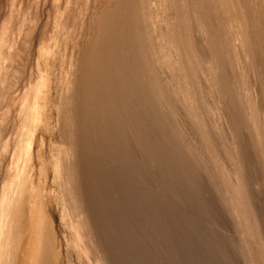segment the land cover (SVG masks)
Wrapping results in <instances>:
<instances>
[{
    "label": "bare ground",
    "instance_id": "obj_1",
    "mask_svg": "<svg viewBox=\"0 0 264 264\" xmlns=\"http://www.w3.org/2000/svg\"><path fill=\"white\" fill-rule=\"evenodd\" d=\"M104 1L89 11L86 37L83 35L85 39L71 59L65 82L57 87V102L51 106L55 112L53 114H56L54 129H57L59 139L58 162H51L53 150L51 147L46 148L44 144L49 127L47 114L51 110L46 95L41 98L44 87L43 73L39 74L35 81L31 78L29 80L32 70L29 68L30 74L26 79L29 80L28 84H25L26 80H21L23 83H20L27 87L23 92L16 89L20 82L17 79L19 69L21 66L24 68L28 62H22L21 46L30 47L24 41L30 42L34 31L28 30L31 32L29 40L26 38L23 41L24 37L21 38V45L19 37L10 38V35L5 34L6 25V28L2 27L3 30L0 31V95L3 101H0V106L4 104L8 94H14L15 90L22 92L20 96L16 95V99L20 101L16 115L13 114L14 110L11 112L13 115L9 114L15 115L19 124L12 129L10 124L9 129L0 126V264H68L65 258L69 252L51 212L54 203L52 187L57 183L62 187L60 190L65 206L83 231L84 247L90 242L92 254L97 255L93 257L98 258L99 264H105L107 254L103 251L100 240L95 237V227L103 229L111 225L112 228L113 220H116L117 216L113 213L115 218L109 222L110 218L101 214L103 206L107 209L109 204L115 201L109 203L111 198H108V191L106 197L109 200L101 198L103 203L106 201L108 204H101L99 209L98 202H101L98 196L102 194H95L99 189L97 178L106 177L107 181V178L114 176L115 169L123 167L126 174L120 180H113L116 183L120 181L117 184L122 189L123 184L129 183L127 171L131 167L130 158L136 154L139 155V162L133 161L145 167L143 172L146 169L149 172L150 167L147 165H152L151 160L155 161L154 169V164L160 168L154 172L150 171L153 172L155 181L165 177L168 183L166 185L176 181L183 190L189 180V185L198 189H203L208 182L209 186L213 184L214 194L219 193V198L224 197L221 205L233 210L237 216L236 226L240 227L233 230H239L252 239L259 238V242L252 243L255 247L251 243L246 244L252 256L249 260L251 259L252 264H264V221L260 222L262 215L259 218L256 210L261 204L255 207L254 203L264 198V195L259 194L256 201L253 199L254 195L252 196L254 186L264 191V0ZM69 2L71 0H66L67 5ZM87 6L88 4L86 8ZM20 7L19 5L18 9H21ZM29 8L31 10V7ZM20 11H17L18 14ZM12 12L7 14L19 16L15 11L14 14ZM25 16L18 17L19 20L22 19L21 24L27 23L23 18L27 19L28 14ZM6 17L5 19H8V16ZM31 25H28L29 28ZM11 28L9 27V30ZM23 28L28 27L24 24ZM26 29L22 33L28 37ZM32 30H35L34 27ZM5 35L9 38L6 39ZM4 46H8L12 51L3 52ZM73 48L75 49L74 46ZM22 50L23 53L30 51H26L25 47H22ZM17 57H21L22 64ZM13 59L9 66L15 64V60L21 65L18 70L14 69L18 68V64L12 67L11 72L18 71L16 75L10 72L11 68L8 71V62ZM35 59L37 61L36 57ZM34 65L37 66L36 63ZM14 76L17 80L13 78V81ZM31 76L33 79L37 77L36 74ZM156 105L164 110L163 114L156 109ZM6 108L9 113L10 110ZM6 112L3 111L2 114ZM2 114L0 115L3 118ZM184 117L188 118V121H185ZM152 122L157 123V131L147 133V129L150 131L149 126L154 125ZM244 130H247L248 138L250 136L253 148L250 153H255L252 156L257 159L256 167H259V170L252 168V172L246 171L247 165L251 163L247 155L251 154H245L247 158L244 156L246 150H249L246 145L250 142L244 137ZM221 137L224 138L220 143L218 139ZM173 142L176 143L175 148L171 147ZM181 152L190 153L202 164L193 166L187 163ZM205 154L210 157L208 160H216L217 168H220L225 190L230 192L227 199L226 195H221V188L214 186L218 178L216 176L215 179L212 171L215 169L205 170L207 173L200 170L203 175L207 174L208 179L204 178L206 181L192 179L198 169L207 168L208 161H203ZM195 160L194 163H197ZM207 164H211L210 161ZM137 173L139 172L136 171L135 176H140ZM118 175L120 176L119 173ZM164 181L162 184H165ZM101 186L108 188L104 187V184ZM133 187L132 190L135 189ZM100 189L99 193H102ZM113 190L112 195L115 192ZM130 192L133 194V191ZM127 194L122 195L125 196L124 201L132 195ZM136 196L135 203L141 199L137 200ZM116 199L119 201V197ZM129 199L132 200L130 197ZM154 200L153 202H157L160 199ZM262 201L264 203L263 199ZM159 202L163 203V199ZM121 203L123 207L124 204ZM125 206L123 210L127 208ZM117 208L118 211L115 209L114 212L119 214L120 207ZM153 209H156V206ZM120 216L119 214L118 220H121ZM123 220L127 226L125 220L128 219ZM123 220L119 221V224L124 223ZM228 220L232 221L230 218ZM123 230L124 227L122 232L118 229L117 236L120 238L121 235L118 234L124 235ZM124 231H127L128 237L125 238L128 239L129 231ZM107 232L104 230L103 234ZM113 234L109 235L113 237ZM125 238L123 236L122 239L126 240ZM124 240H121L122 243ZM236 242L240 244L238 240ZM126 246L121 247L127 250ZM119 247L117 249L121 248ZM106 248L111 249L113 246L108 245ZM122 252L119 253L124 255ZM115 253L113 255H116ZM247 255L249 257V254ZM120 257L123 260L125 258ZM247 262L249 264L250 261ZM122 263L121 260L120 264Z\"/></svg>",
    "mask_w": 264,
    "mask_h": 264
},
{
    "label": "rangeland",
    "instance_id": "obj_2",
    "mask_svg": "<svg viewBox=\"0 0 264 264\" xmlns=\"http://www.w3.org/2000/svg\"><path fill=\"white\" fill-rule=\"evenodd\" d=\"M44 1H46V3ZM104 2H105L104 0H99V1L98 0H95V1L94 0H71V2H69L67 5L66 0H0V26L2 24V26L0 27V31H2L3 28H6V26H7V28H6L7 31L5 34H7L8 36L10 35L9 36L10 38H13V37L18 38L19 37L20 39L19 38L18 39L20 41L19 40L18 41H19L20 45L22 44V43H20V42H22L21 38L24 37L23 41L26 40V38L29 40V33L34 31V32H32V34L30 36V38H31L30 42H27V40L24 41V43L25 44L27 43V45L30 47L26 48L27 47L26 45L21 46L22 52H21L20 56L26 57L28 59H25L22 57V60H23L22 61L21 57L20 58L17 57L18 60L20 62L22 61L24 64L28 61L27 64H25V65L23 64L25 66L24 67L25 69L23 68V66L19 65L20 63L17 62L16 60L14 62L15 64H11L9 66V63L10 62L13 63L14 59H16V58H14L13 60L8 62V71L11 68L10 69V72H11V70H13L12 67H15L16 64H18V65H16V67H18V68H14V69L18 70L19 66H21L22 68L19 70L21 72H23L25 70V72H23L22 75L20 74L21 73L20 71L19 72L15 71V73H14V71L11 72L12 74L14 73V75H16L18 72L17 77H19V78H17V79L20 82L18 85L19 88L17 87L16 89H18L22 92L27 87V85H25V84L26 83L28 84L30 78L35 81L38 78L39 74L43 73L44 87H43V91L41 93V98H43V96L46 95L47 101H49V107H50L49 110H51L47 114V120H48V126L49 127L47 130L48 132L45 134V137H44V144L47 146L46 148L51 147L53 150L52 151L53 157H51L52 159L50 158L51 162H58V160L60 159V153L57 149L59 139L57 137L58 136L57 135V129L56 130L54 129V128H56V125H55L56 114H53L55 112L51 108V106L53 107L54 103L56 104V102H57L56 101V99H57V97H56L57 96V94H56L57 87H58V85L60 87L65 82L67 71L69 69L71 59L74 58V56L76 55V53L78 51L79 44L83 43V41L86 37L85 35L87 34V29H88L87 19H88V16L90 15L89 11L91 12V10H93V9H91V8H94L93 6L98 5V4H102ZM12 3H14V4H12ZM20 3H22V4H20ZM87 4H88V6L86 8ZM19 5L21 6L20 8L22 9V11H20L21 9H18ZM22 5L24 6V8ZM29 7H31V10H29L30 9ZM23 9L24 10L26 9L27 12L23 11ZM12 10H13V12L15 11V13H17V14H18L17 11H20L18 14L19 18L21 16L24 17L26 14H28L27 19L23 18V20H25L27 23L22 22V24H21L22 19L19 20L18 17L16 16V14L15 15L7 14V13H11ZM9 11H11V12H9ZM29 14H31L30 18H29ZM6 16H8V19H5V18H7ZM12 17L15 20H13ZM81 17L84 18V19L82 18L84 23L82 22ZM30 19L32 20V25H33L35 30H32L33 27L31 25ZM63 19H64V21H63ZM8 20H9V24H8ZM79 20H81L80 22H82V23H80ZM17 22L19 24H17ZM28 22L31 25V27H30L31 29L28 26L29 25ZM10 23H12V25ZM24 24H26V26L28 27L27 29L25 28L27 30L26 33H27L28 37H26V35L23 34L24 30H25L23 28ZM34 24L36 26H34ZM81 25H82V27H81ZM9 27H12L10 29L11 31L9 30ZM18 28L19 29L21 28L19 30V32L21 31L20 33L17 31ZM15 29H16V32H15ZM28 30H31V32H28ZM78 30H79V32H78ZM22 31H23V33H22ZM1 34L2 33L0 32V36H1ZM7 35H5L6 39L9 38V37L7 38ZM41 37H43V38H41ZM37 42H39V43H37ZM29 44H31V45H29ZM73 46L75 47V49L73 48ZM4 47H2L3 52L9 53L8 51H12V49L8 48V46L5 47L6 49ZM22 47H25L26 51L30 50V51H28L29 55L27 52L23 53ZM70 53L73 54V56ZM35 57L37 58V61H36ZM22 62H21V64H22ZM39 62H40V64H39ZM35 63L37 66L34 65ZM30 65H31V67H30ZM35 67H36V69H35ZM38 67H39V69H38ZM29 68L32 69V70H30L31 74H30ZM26 73H27V75H26ZM28 74H30L29 80H26V79H28L27 78ZM32 74H33V76H35V74H36L37 77H34V79H33V77L31 76ZM165 74H167V72ZM22 76L24 77L23 79H22ZM13 78L15 79V76L12 77V80L14 81ZM17 79H15V80H17ZM21 80L22 81L26 80V81H24L25 84L21 85L23 83ZM21 86H23V88ZM1 89L2 88H0V91H1ZM18 90H15L14 94H12V93L8 94L7 99H4V101H5L4 104L0 106V114H2L3 111L6 112V110H5L6 107H7L6 108L7 110H10L9 113L6 112L8 117H6L5 113H4L5 117H4V114H2L3 118L0 115V117L2 118V120L0 118V121H1L0 123L2 124L0 126L3 127L4 129H9L10 125H11L10 129H12L13 127H16L19 124V120L16 119L15 113H16V110H18V108L20 106V101H18L16 99L17 98L16 95L19 94V96H20V94L22 92L20 93ZM15 92H17V93L15 94ZM0 94H1V92H0ZM12 95L14 97H11ZM1 99L2 98L0 95V101L3 102ZM15 99H16V101H15ZM1 102H0V104H1ZM8 104L11 106H9ZM12 104H13V106H12ZM8 106H9V109H8ZM156 109L161 111L162 114L164 113V110L161 107H159L158 105H156ZM1 110H2V112H1ZM12 111H13V114H15L14 116H12L13 115L11 113ZM10 113L12 115H9ZM163 116L166 118L165 115H163ZM12 119L14 121V122L12 121L13 123L11 122ZM185 121H188V118ZM185 123L189 124L188 122H185ZM151 124H154V123L152 122ZM156 124L157 123L155 122V124L152 127L149 126L150 131H148V129H147L146 132L147 133L148 132L155 133L157 131ZM244 131L245 132L242 131L244 133V137L248 138L249 134H248L247 130H244ZM50 134H52V135H50ZM245 134H247V136ZM221 138L218 139V141L220 140L219 141L220 143L224 137H221ZM248 140L250 142H248ZM244 141H245V139H244ZM247 142L249 145L248 146L246 145V147L249 148V150L248 149L246 150V153H244V156L246 157L245 154H249V155L251 154L250 156L247 155L248 158L246 157L248 160H250L251 163H250V165L249 164L247 165L246 171L252 172L254 168H255V170L256 169L259 170V167H256V164L258 163L257 159L255 157H253L255 155V153L254 152L250 153V151H253L250 136L247 139ZM52 144L54 147L52 146ZM171 147L175 148L176 143L173 142L171 144ZM136 155H133L130 158V161H131L130 165H131V167H133V169L134 168L135 169L132 170V168L130 167L131 170L129 169L127 171V174H129V183H128L129 185L123 184L124 185L123 186L122 182L120 184V185H122L123 190L118 185L120 181L119 182L117 181L118 184L116 183V181H113V180H118V179L120 180L121 177L124 174H126V172L124 170L125 168L123 169V167L121 168L119 165H118L119 167L117 169H115V171H114L115 173H113L114 176H110L109 178H107V181H105L106 177L97 178V182L99 184L98 185L99 189L102 187L101 186L102 184H104V187H106V186L108 187V188L106 187L107 189L102 187L103 189L102 188L100 189V192H102V193H99V189L95 191V194L97 193V195L102 194V195L98 196L100 198V202H101V203L98 202L99 209H100V206L102 207V205H105L107 203L106 201H105L106 203L105 202L103 203L102 202L103 200H107V201L109 200L106 197V195L108 194L107 192L109 191L110 195L113 194L111 191V190H113V187L115 188L113 190V192L114 191L115 192H114V195H112L113 198L110 195H108L109 196L108 198H111L109 203L112 200H114L117 203L116 204L115 202L112 201L113 203H110L109 204L110 207L107 209H106V206H103L105 208H103V207H102L103 209L101 208V212H102L101 214L108 216V218H110L109 222L117 216L115 219L117 220L118 224L120 222H122L121 220L128 219V220H125L128 227L126 226L124 220H123L124 223H121L122 225L121 224L118 225L116 220H113L114 224L112 225V228L110 227L111 225H107L108 228L104 227L103 229L95 227V229H96L95 233L96 234L98 233L97 236L95 234V237L97 240H100L99 243H100L101 247L103 248V251L105 252V254H107L105 256V258H106V262L107 261L108 262L107 263L105 262V264H120L121 260L123 262L122 264H127L125 262H128V264H248L247 261H250L249 264H252L251 259L249 260L251 255H250V252H249L246 244L247 243H251V244L257 243V242H259V238H253L252 239L250 236L242 234L241 232H239V230H233V229H238L240 227V226L239 227L236 226V224L238 222L237 216L234 214L233 210L231 211L230 209L227 208V206H225L226 204L223 203L225 208L221 205V202H223L222 199L224 197L219 198L218 197L219 193H217V192L216 193L218 195L214 194L215 192L213 190H215V189L212 190V188H214L213 184L212 185L210 184V186H209L208 185L209 182L207 181L208 183H206V185H205V187H203V189H201V188L198 189V188L191 187L189 185V183H190V180H189L188 181L189 183L185 186V190H183L176 181H172V183L169 184V185L173 184V186L166 185L168 183H166L167 181H166L165 177H163L162 180H159V181L156 179V181H157L156 182L155 177L153 176L152 173L155 170H159L160 168L158 166H156V164H154L155 169L153 168V163H155V161L153 160L154 161L153 162L151 160L150 163H152V165L151 164L147 165L148 168L150 167L149 172H148V169L144 170V172H143V169H145V167L143 168V166L137 165L138 164L137 162H135L137 164L134 163V161L139 162V159H138L139 155H137L138 157ZM190 155H191L190 153L187 154L185 152H181V156L186 160L187 163L189 162V164H191L193 166H199L200 164H202L201 161H198L196 158H195L196 159L195 160L194 157H192V155L191 156ZM133 157H135V158L133 159ZM204 157H206V158H204ZM204 157H203L204 163L206 161H208L207 163H209V161H210L211 164L206 163L207 168L204 170L202 168L198 169L197 170L198 174L196 173V175L194 176V178L192 177V179H195V178H197L198 180H201V179L203 180L204 178L208 179L207 174L203 175L202 172H206L207 170L209 171V170L215 169L217 172H215V170H212V171H214L215 179L217 177L218 178L216 179L214 186H219L221 188V193H222L221 195H223V194H224L223 196L226 195V199H227L230 196V194H229L230 192L228 190L227 191L225 190L226 186H225V181L223 179L224 177H223L222 173H220L221 172L220 168L219 169L217 168L218 164H217L216 160H214V159L208 160V158H210V157H208L207 154H205ZM249 157H251L252 160ZM136 159H138V160H136ZM205 159H206V161H205ZM194 160L198 161V162L194 163ZM251 164H255L254 165L255 167ZM257 166H259V164ZM156 167H158V168L156 169ZM138 168L140 170H138ZM151 170H153V172H150ZM130 171H131V173H130ZM134 171H135V173H136V171L139 172V173H137V175H140V176H135ZM145 171H147V172H145ZM121 172H122V174H121ZM118 173L120 174V176L118 175ZM218 179H219V182H218ZM160 181H162V182H160ZM163 181L165 182V184H162ZM106 182H109V184H106ZM112 184H115V185L113 186ZM220 184L223 185L224 188H222V186ZM108 185L109 186L112 185V186L109 187ZM164 185H165V187H163ZM55 186H57V187H55ZM60 186L61 185L59 183H57L52 187V191H53L52 196L54 197V200H53L54 203H53V208L51 209V212L53 214V220H54V223L56 225V228L58 229V232H59L61 238L63 239L62 241H63L64 245H66L65 247L67 248V251L69 252L68 253L69 255H67V258H65V259H67L68 264H99L98 258L97 257L94 258L97 255L92 254L93 249H91L92 248L91 243L89 242V245L91 247L88 244L87 245L85 244L86 246L84 247L83 233H82L83 231H81V228L79 227L77 221L71 215L69 209L65 206L64 197H63L62 192H61L62 187H60ZM125 186H127V187H125ZM133 186H135V187H133ZM123 187H125V188H123ZM131 187H133L135 189L132 190ZM255 187L256 186H254V188L252 189V196L254 195L253 199H255V201H256L258 199L257 196H259V194H261V196L264 195V191H262L261 188L258 187V189H257V187H256L257 191L260 192V193H257V191L255 190ZM109 188H110V190H109ZM127 188L128 189L130 188L129 190L133 191V194L140 193L141 197L139 194H138V196L134 195L137 197V200H138V198L139 199L141 198L137 202L138 205H136L137 203L134 202L135 198H134L132 192H130ZM259 189H261V190H259ZM124 190H128V191L126 192ZM134 190H136V191H134ZM120 192H122L123 194ZM124 192H126V193H124ZM127 193H129V195L132 194L129 197L132 198L133 201L131 199H129V197L128 198L126 197L127 199H129V202L127 201V199H126L127 202L124 201L125 196L128 195ZM121 194L122 195L125 194V196H122ZM256 194H258V195H256ZM103 195H105V196H103ZM116 195H118V196H116ZM151 195H153V196H151ZM101 196H103V197H101ZM150 196L153 197L154 199L156 198L157 200L160 199L159 201H161V199H163V203H161L157 200H156L157 202H153L155 200L153 198H151ZM104 197H106V199ZM118 197H119V201H118V199H116ZM148 197H149V199H148ZM101 198H103V200ZM151 199H152V201H151ZM219 199H221V201ZM262 199L264 200L263 197H262ZM262 199L254 202V203H256L255 207L258 206L257 204H259V206L261 204V207L256 208V210L259 214V218L261 217L260 215H262L261 218H263V220L260 218V222L264 221V215L261 214V212L264 209V203H263ZM130 200L132 201V203L130 202ZM149 200L151 201L150 204H149V202H150ZM258 201H259V203H257ZM121 202H123V204L126 205L125 207H127L128 210H126L127 208H125L124 210L122 209L124 207V205H123V207H121L122 206ZM114 203H115V206L113 205ZM154 206H156V209H153ZM117 207H120L119 214L121 216L119 217V219L121 218V220L117 219L119 214L117 212H114V210ZM226 209H228L227 214L225 212ZM156 210L158 211L157 213H156ZM121 211L122 212L126 211L128 213L125 214L123 212L125 214V215H123V213ZM106 212H107V214H106ZM230 212H231V214H230ZM113 213L115 214V217H113L114 216ZM232 213H233V215H232ZM262 213H264V211ZM132 214H133V216H132ZM124 216L126 218H124ZM233 216H234V218H233ZM229 218H230V220H232L231 222L228 220ZM113 221H112V223H113ZM234 225H235V227H233ZM263 225H264V222H263ZM113 226H117L119 231H121V232H122V229L124 227V230L129 231V234H130L129 238L128 239L125 238L126 236L128 237V233H127V231H124V230H123L124 235L121 232H120L121 234H118V235H121V238H120V236H117V233L119 231H118V229H116L117 227L113 228ZM119 226L122 227V229H120ZM125 227H126V229H125ZM145 227H147V228H145ZM109 229H111V230H109ZM102 230L103 231L105 230L106 232L108 231L106 233L107 235L105 233L103 234ZM111 231H113V232H111ZM125 233H127V234L125 235ZM237 233L239 236H237ZM109 234H111V236L113 234V237H111ZM231 234H233V236L235 235L237 237L234 238ZM102 236H104V237H102ZM123 236L126 240L122 239ZM105 237H107V238H105ZM118 237H119V239H118ZM121 240L122 241L124 240V243L125 242L126 243L125 244L122 243ZM127 240L128 241L130 240V241L127 242ZM236 240H238V242L240 244H238L236 242ZM115 241H117V242H115ZM114 242L116 244H114ZM130 243L132 244V246ZM234 243H235V245H238V246H235ZM242 244L243 245L245 244L246 246L245 245L243 246ZM108 245H109V247L113 246V248H111V249L114 250V252L111 249L106 248V247H108ZM123 245H124V247L127 245L126 246V247H128V248H126L127 250L122 249ZM119 246L120 247L122 246V247L120 248ZM129 246H131V247L129 248ZM118 247L120 249H117ZM240 248H242V249L244 248V249L242 250ZM126 251H128V252L126 253ZM119 252L120 253L122 252V254H124V255H121ZM94 253H95V250H94ZM114 253L116 255H113ZM125 254H128V255H125ZM247 254H249V257ZM118 255H120L122 257L124 256L125 258H128V259L124 258V260H123V258H121ZM246 255H247V257H246ZM111 257L113 258L112 259L113 261L111 260ZM245 258L247 259V261ZM251 258H252V256H251ZM95 259H97V260H95Z\"/></svg>",
    "mask_w": 264,
    "mask_h": 264
}]
</instances>
